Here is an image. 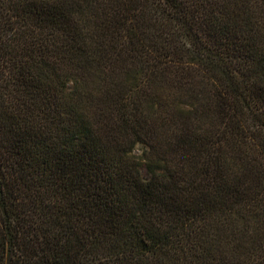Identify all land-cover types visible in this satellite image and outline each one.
<instances>
[{
	"label": "trees",
	"instance_id": "trees-1",
	"mask_svg": "<svg viewBox=\"0 0 264 264\" xmlns=\"http://www.w3.org/2000/svg\"><path fill=\"white\" fill-rule=\"evenodd\" d=\"M0 264H264V0H0Z\"/></svg>",
	"mask_w": 264,
	"mask_h": 264
},
{
	"label": "rangeland",
	"instance_id": "rangeland-1",
	"mask_svg": "<svg viewBox=\"0 0 264 264\" xmlns=\"http://www.w3.org/2000/svg\"><path fill=\"white\" fill-rule=\"evenodd\" d=\"M142 173H143V176H146V172H145L144 167L142 168Z\"/></svg>",
	"mask_w": 264,
	"mask_h": 264
}]
</instances>
